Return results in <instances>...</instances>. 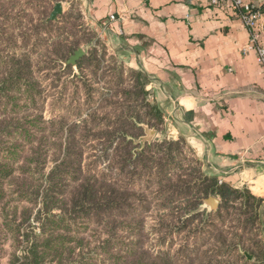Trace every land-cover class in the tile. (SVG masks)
Instances as JSON below:
<instances>
[{
  "label": "rangeland",
  "instance_id": "1",
  "mask_svg": "<svg viewBox=\"0 0 264 264\" xmlns=\"http://www.w3.org/2000/svg\"><path fill=\"white\" fill-rule=\"evenodd\" d=\"M73 9L69 22L62 26L73 34L76 23L91 28L81 5ZM1 25L0 20V31ZM25 30H10L16 37L13 44L0 38V56L32 50V46H23ZM49 33L53 40L40 43L37 55L28 62L22 58L17 64L14 60L15 67L28 69L14 83L17 86L9 91V96L8 91L0 93V120L9 117L21 121L33 138L16 142L20 138L16 130L6 132L0 127V163L9 161L6 165L12 170L8 179L0 178V264H27L24 252L32 240L41 239L48 227L54 228L48 240L54 238L60 245L56 260L51 261L47 255L43 264H58L60 260H71L73 264L83 257H90L88 264H109L114 256L123 258L126 264H166V254L173 259L172 264H188L193 254L190 250L195 241L191 236L194 227L179 234L174 216L186 208V202L178 200L185 198L187 189L178 181L186 180L181 175H188L187 180L193 177L187 171L191 170L192 152L184 144L177 147L182 164L170 175L161 177L148 158L126 164L120 173L125 153L119 142L123 140L110 142L121 129L128 128L123 115L130 106L126 92L135 91L133 77L122 71L120 63L109 54L82 62V72L77 65L66 67L69 56L74 54L71 51L77 44L84 49L83 43L92 38V33L68 37L59 35V31L56 35L54 27ZM97 38L111 52L105 40ZM7 44L12 46L11 51ZM95 67L100 69L95 71ZM113 67H118L115 73ZM8 76L6 72L0 74V86ZM128 138L139 144L136 151L144 149L140 138ZM80 152L81 158L77 157ZM88 177H104L116 183L109 189L115 186L126 200L120 207H110V217L87 210L64 217L62 207L76 200L81 194L79 184ZM172 197L179 199L169 203ZM50 214L55 215L53 227L46 222ZM11 224L20 226L18 235ZM201 260L202 257L195 264Z\"/></svg>",
  "mask_w": 264,
  "mask_h": 264
},
{
  "label": "crops",
  "instance_id": "2",
  "mask_svg": "<svg viewBox=\"0 0 264 264\" xmlns=\"http://www.w3.org/2000/svg\"><path fill=\"white\" fill-rule=\"evenodd\" d=\"M77 1L110 51L146 76L168 134L188 141L207 175L262 200L264 242V67L244 10L231 0ZM244 1L261 13L264 45V0ZM59 2L66 12L70 1Z\"/></svg>",
  "mask_w": 264,
  "mask_h": 264
},
{
  "label": "trees",
  "instance_id": "3",
  "mask_svg": "<svg viewBox=\"0 0 264 264\" xmlns=\"http://www.w3.org/2000/svg\"><path fill=\"white\" fill-rule=\"evenodd\" d=\"M59 1L65 0H0V20L2 23L0 38L6 40L8 43L11 41L13 44L16 37L9 33L10 30L15 28L26 29L22 33L23 46H27V48L32 46L31 51H23L24 53H20L21 55L16 52H10L6 56H0L2 62L0 74L6 72L10 76V78H8L9 76L5 77L1 82L0 93L5 94L8 91L6 94L9 96V91H12L17 86L14 83L18 82L21 75L26 73L24 69H28V66L24 68H20L19 66L15 67L14 60L17 64L21 62L22 58L28 62L30 57L37 55L40 43L53 40V36L49 37V35H52L49 32L53 27L56 35L59 31V35H68V37H75L78 33L84 34L86 32L85 35L92 33V38L87 43H83L85 54L77 62L78 70L80 72L83 71L82 62L86 60H99L101 55L106 56V54H109L114 61L120 63L121 70L131 75L135 81V91L133 93L127 91L125 95L130 105L128 111L123 115L126 118L125 121L128 123V128L121 129L119 134L114 136L110 142L111 144L113 141L116 142L117 139L118 141L119 139L123 140V142H119V144H123L125 153L122 157L123 166L119 172L122 173L125 170L126 164H137V160L148 158L150 163L159 169L158 173L161 177L162 175H170V172L172 173V171L176 170V166L182 164L180 160L181 154L177 153V147L180 144H184L192 152L191 164L189 165L191 170L187 171L193 177L187 180L188 175H181L179 177H185L186 180L181 179L178 181L179 185L182 184L187 189L185 198L179 199L172 197L168 200L169 203L176 202V199L186 202L185 211L179 209V212H174L177 215L174 216V226L178 229V233L184 232L189 227H194L191 230V236L194 237L195 241L191 245L192 250H190L193 254L186 263L195 264L202 257L203 260H201L200 264H264V242L259 215V207L262 200L258 199L248 190H241L225 181L221 182L219 177L209 176L203 171L202 161L196 156L194 149L188 141L182 136L174 138L166 131L163 112L159 105L152 99V92L147 88L148 81L146 76L127 66L118 56L109 52L107 46L105 44L102 45L101 41L97 38L99 35L96 31L90 27H86L87 24L85 25L82 22L76 23L74 29L75 34L69 32L62 26L65 21L69 22V16L73 12L72 9H75V5L80 4L79 1L69 0L70 5L68 9L59 16L58 20L47 21L55 4ZM69 33L72 35H69ZM8 45L11 47V51L13 48L10 44L6 46ZM79 46L77 44L76 48L71 52H75ZM100 46L103 50H101ZM103 60L101 59V62ZM66 67L73 66L67 64ZM116 68L113 67L114 73ZM99 69L95 67V71ZM109 71L112 70L110 69ZM15 73L18 74L17 77ZM138 102L140 105L135 106L134 104ZM89 120L90 118L84 122H88ZM141 123H145L150 128L156 129L157 136L151 144H147L146 148L139 152L136 151L139 144H134L133 140L129 139L128 136L131 135L135 138H140L145 135V128L140 125ZM0 127H3L6 132L9 129L16 130V133L20 136L16 142L22 140L32 141L33 139L30 131L22 126V122L14 118L8 117L7 119L0 120ZM105 153L106 150L104 151ZM81 156L82 152L77 155L79 158ZM6 163H9V161L0 163V178L8 179L10 177L9 175L12 170L8 168ZM166 164L170 165V167L166 168ZM115 184L111 181L108 182L104 177L85 178L79 184L81 194L76 197V200L71 205L62 207L64 217H67V213H79L84 210H87L89 213H97L98 211L100 214L103 212L110 217L109 210L112 207H120L123 201L126 200V197L115 186L111 190L109 189ZM210 196L218 197L221 200L220 206L216 211H212L204 205L203 200ZM72 206H74V209ZM71 207L72 209H70ZM104 210L107 212H104ZM46 222L50 224V227H53L55 215L50 214ZM11 225L15 227L13 231L18 235L20 226ZM53 229L46 228L41 239L31 241L27 251L24 252L27 264H43L47 261L45 259L47 255L51 261L56 260L58 245L60 244L54 238L48 240V237H52L54 233ZM196 237L200 240L198 241ZM187 245L189 246L188 239ZM243 251H248L254 255L256 260L254 262L248 260L242 253ZM166 255L163 257L165 263L172 264L173 259L166 257ZM70 256L71 254L65 260ZM89 259L90 257H83L73 264H88ZM68 261V263H65L63 260H60L58 264H72L71 260ZM109 264H126V262H124L123 258L114 256L111 257Z\"/></svg>",
  "mask_w": 264,
  "mask_h": 264
},
{
  "label": "water",
  "instance_id": "4",
  "mask_svg": "<svg viewBox=\"0 0 264 264\" xmlns=\"http://www.w3.org/2000/svg\"><path fill=\"white\" fill-rule=\"evenodd\" d=\"M64 13V6L62 2H57L52 10L50 16L48 17L47 21H56L58 20L59 16ZM85 50L83 48H78L74 54H72L67 61V64H71L73 66L77 65L78 60L84 56ZM145 128V135L140 138V143L142 149L145 148L146 144H151L156 136L157 131L154 128H150L147 124H141ZM204 204L209 206L211 210L216 211L219 206L221 200L217 197L210 196L203 200ZM243 254L247 257V259L252 260L254 256L250 254L248 251H244Z\"/></svg>",
  "mask_w": 264,
  "mask_h": 264
},
{
  "label": "built area",
  "instance_id": "5",
  "mask_svg": "<svg viewBox=\"0 0 264 264\" xmlns=\"http://www.w3.org/2000/svg\"><path fill=\"white\" fill-rule=\"evenodd\" d=\"M212 1L214 3H217L219 0H212ZM231 1L233 3L234 9L244 10L242 11L241 16L251 32L249 48L257 50L258 60L260 64L264 67V45L260 44L259 42L260 36L256 30L259 19L261 17V13L258 10H254V8L251 7V5L245 2L244 0H231ZM119 17L121 16H118V17L116 15L110 16L112 20H117Z\"/></svg>",
  "mask_w": 264,
  "mask_h": 264
}]
</instances>
